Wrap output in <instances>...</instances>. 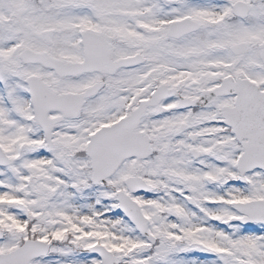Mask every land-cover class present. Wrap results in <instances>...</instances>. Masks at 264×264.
<instances>
[{"label":"snow or ice","instance_id":"6c2138e0","mask_svg":"<svg viewBox=\"0 0 264 264\" xmlns=\"http://www.w3.org/2000/svg\"><path fill=\"white\" fill-rule=\"evenodd\" d=\"M0 264H264V0H0Z\"/></svg>","mask_w":264,"mask_h":264}]
</instances>
